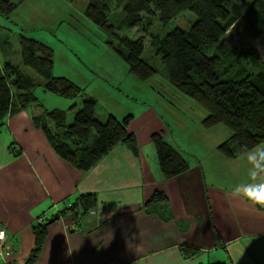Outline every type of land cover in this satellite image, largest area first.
Listing matches in <instances>:
<instances>
[{"label":"crops","instance_id":"crops-1","mask_svg":"<svg viewBox=\"0 0 264 264\" xmlns=\"http://www.w3.org/2000/svg\"><path fill=\"white\" fill-rule=\"evenodd\" d=\"M228 36L248 42L242 30L230 27ZM5 46L0 37V64L12 63ZM256 63L264 68V62ZM32 106L0 126V229L7 252L0 264H264V165L256 172L264 142L226 158L217 146L231 134L220 137V130L208 133L219 125L199 124L187 137L194 143L178 147L192 157L189 169L164 180L150 136L160 132L171 143L167 137L174 134L164 116L148 108L132 115L128 125L136 152L117 144L82 172L55 154L33 123L38 108ZM205 135L206 148L198 142ZM155 191L166 202L147 205ZM85 194L96 198L90 211H64ZM55 213L59 218L46 225L41 248L30 260L37 220L46 223ZM183 246L193 252L184 255Z\"/></svg>","mask_w":264,"mask_h":264},{"label":"trees","instance_id":"trees-1","mask_svg":"<svg viewBox=\"0 0 264 264\" xmlns=\"http://www.w3.org/2000/svg\"><path fill=\"white\" fill-rule=\"evenodd\" d=\"M111 1L87 0L84 13L116 39L120 48L115 51L125 61L129 72L139 80L149 79L160 70L142 58L143 35L131 38L116 31L134 27L148 31L151 15H156L165 24L184 11L194 13L196 20L187 29L175 27L163 36L148 32L149 46L159 57L162 74L172 86L207 111V116L200 122L203 128L223 125L230 130V137L217 146L221 155L234 158L264 142V68L256 63V54L246 49L243 42L238 48H231L224 42V35L230 27L242 30L248 41H255L264 34V0H251L239 16L230 8L233 0H120L123 16L117 24L109 21ZM17 5L18 2L12 0H0V15L7 17ZM18 44L21 63L43 79L42 87L46 92L69 100L81 95V88L75 83L52 76L54 53L49 46L22 33ZM241 60L248 63L250 60L253 69H248ZM36 85L35 80L18 66L9 62L0 64V126L5 124L8 116L37 103L32 92ZM75 107L73 103L70 109ZM96 107L92 97L83 99L68 126L64 125L66 112L63 110L40 109L39 115L32 118L55 154L82 172L90 170L117 144L137 151L134 135L128 131L133 116L126 115L119 120L108 114L104 121H99ZM93 130L96 140L88 145ZM150 141L164 180L189 169L183 152L164 140L162 133H153ZM257 162L256 172L259 173L264 165V154ZM166 200L164 193L155 191L147 205H159ZM95 203L94 194L80 195L64 211L80 207L83 214ZM46 225L37 223L33 228L35 244L30 260L41 248ZM181 250L186 256L193 252L188 246Z\"/></svg>","mask_w":264,"mask_h":264},{"label":"rangeland","instance_id":"rangeland-1","mask_svg":"<svg viewBox=\"0 0 264 264\" xmlns=\"http://www.w3.org/2000/svg\"><path fill=\"white\" fill-rule=\"evenodd\" d=\"M12 1L18 2V5L7 17L0 15V37L8 42L3 50L9 53L10 62L18 66L25 75L31 76L37 84L32 91L37 103L31 105L32 110L38 108L37 115L41 111L39 109L63 110L66 112L64 125L68 126L72 123L82 100L88 97L96 101V118L99 121H104L108 114L119 120L126 115L138 117L144 110L154 108L168 122L174 134L173 138L179 139L176 143L171 136H168L167 140L171 144L184 148L183 143H194V141L189 142L187 137L198 131L200 121L207 116V111L168 82L161 72L162 64L159 57L154 55L149 46L148 34L150 32L163 36L175 27L187 29L196 20L194 13L184 11L165 24L161 23L156 15H151L148 31L137 27L116 31L119 35H127L131 38L143 35L145 48L142 58L160 70L149 79L139 80L129 72L125 61L115 51L120 48L116 39L85 15L87 0ZM247 3V0H235L230 3V8L237 15L242 6ZM122 16L120 0H112L109 21L117 24ZM20 33L38 39L53 50L52 76L63 77L75 83L81 88L79 97L69 100L50 94L43 89L41 85L43 79L34 70L21 63L18 44ZM261 36L255 41L250 39L244 44L228 36L224 38V42L227 45L233 44V48L243 45L255 54L258 51L257 60L264 62V55H262L264 37ZM254 42L259 45L257 50L252 47L251 43ZM241 63L248 69H253L250 60L249 63L241 60ZM73 103H76V107L70 109ZM215 130L221 131L220 137L224 136V133L231 134L230 130L223 125L209 130L208 133ZM95 140L96 134L93 130L88 145H92ZM199 141L204 148L208 147L207 135L202 139L200 137ZM151 147L153 148L152 144ZM187 147L190 148V145ZM183 154L189 163L193 162L190 155Z\"/></svg>","mask_w":264,"mask_h":264},{"label":"built area","instance_id":"built-area-1","mask_svg":"<svg viewBox=\"0 0 264 264\" xmlns=\"http://www.w3.org/2000/svg\"><path fill=\"white\" fill-rule=\"evenodd\" d=\"M42 221H43V219L39 218L37 220V223H42ZM5 236H6L5 231L3 229H0V255H4V253L7 254V252H4V250H3V246L5 243ZM108 264H114V263L111 262Z\"/></svg>","mask_w":264,"mask_h":264},{"label":"water","instance_id":"water-1","mask_svg":"<svg viewBox=\"0 0 264 264\" xmlns=\"http://www.w3.org/2000/svg\"><path fill=\"white\" fill-rule=\"evenodd\" d=\"M58 218H59L58 213H55L52 217H50V218L47 220L46 224L48 225V224L54 222L55 220H57Z\"/></svg>","mask_w":264,"mask_h":264}]
</instances>
